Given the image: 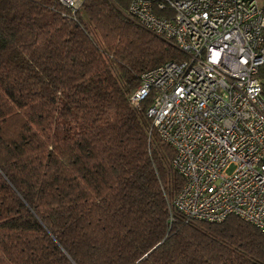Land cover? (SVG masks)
Wrapping results in <instances>:
<instances>
[{"label":"trees","instance_id":"16d2710c","mask_svg":"<svg viewBox=\"0 0 264 264\" xmlns=\"http://www.w3.org/2000/svg\"><path fill=\"white\" fill-rule=\"evenodd\" d=\"M125 5L0 0V264H264L253 225L172 207L174 150L150 96L129 97L184 56ZM257 77L264 94V65Z\"/></svg>","mask_w":264,"mask_h":264},{"label":"built area","instance_id":"2783aa9c","mask_svg":"<svg viewBox=\"0 0 264 264\" xmlns=\"http://www.w3.org/2000/svg\"><path fill=\"white\" fill-rule=\"evenodd\" d=\"M82 0H57L75 13ZM124 14L184 58L140 76L129 97L174 150L184 183L172 207L264 234V8L257 0H126Z\"/></svg>","mask_w":264,"mask_h":264},{"label":"rangeland","instance_id":"374dc122","mask_svg":"<svg viewBox=\"0 0 264 264\" xmlns=\"http://www.w3.org/2000/svg\"><path fill=\"white\" fill-rule=\"evenodd\" d=\"M82 2H83V0L81 1V3L78 5V7L76 8V11L78 10V8H80V6H81V4H82ZM257 2H259L258 4L262 7V8H264V6H262L260 3H262V0H257ZM127 7V2H126V5H125V8ZM125 8L122 10V12L124 13V10H125ZM69 10V9H68ZM70 12H71V10H69ZM76 11H75V13H76ZM72 13V12H71ZM126 16V15H125ZM128 18V17H127ZM131 20V19H130ZM133 21V20H132ZM137 24V23H136ZM147 31V30H146ZM150 33V32H149ZM161 39V38H160ZM173 46V45H172ZM174 47V46H173ZM177 50V49H176ZM178 51V50H177ZM182 60V59H181ZM154 68V67H153ZM150 69H152V68H150ZM149 70V69H148ZM145 72V71H144ZM139 82H140V79H139ZM139 84V83H138ZM173 160V159H172ZM172 164V163H171ZM229 217H237V216H229ZM228 217V218H229ZM237 218H239V217H237ZM227 219V218H226ZM239 219H241V218H239ZM241 220H243V219H241ZM224 221V220H223ZM243 221H245V220H243Z\"/></svg>","mask_w":264,"mask_h":264},{"label":"crops","instance_id":"0c3cea01","mask_svg":"<svg viewBox=\"0 0 264 264\" xmlns=\"http://www.w3.org/2000/svg\"><path fill=\"white\" fill-rule=\"evenodd\" d=\"M259 3V2H258ZM262 6H264V0H262V3H260Z\"/></svg>","mask_w":264,"mask_h":264}]
</instances>
